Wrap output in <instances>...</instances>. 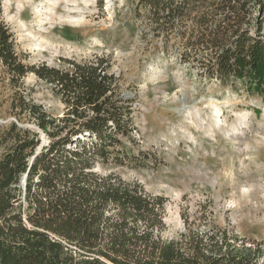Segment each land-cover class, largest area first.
<instances>
[{"label":"trees","instance_id":"obj_1","mask_svg":"<svg viewBox=\"0 0 264 264\" xmlns=\"http://www.w3.org/2000/svg\"><path fill=\"white\" fill-rule=\"evenodd\" d=\"M140 10L155 30L179 40L187 62L206 77L240 81L264 99V0H138ZM63 62L25 64L0 0V63L20 89L13 108L48 138L43 145L40 133L12 126L15 143L0 159V264H264V241L202 228L185 214V230L163 238L168 198L98 170L137 161L123 148V140H134L133 109L110 60ZM29 73L51 86L65 106L62 117L26 98Z\"/></svg>","mask_w":264,"mask_h":264},{"label":"rangeland","instance_id":"obj_2","mask_svg":"<svg viewBox=\"0 0 264 264\" xmlns=\"http://www.w3.org/2000/svg\"><path fill=\"white\" fill-rule=\"evenodd\" d=\"M137 5L2 0L4 22L25 64L63 68V59L110 60L119 92L133 109L134 140H123V148L137 161L98 170L115 171L168 198L164 239L185 230V214L202 228L213 224L247 241H264V99L240 81L232 86L206 77L187 62L179 40L155 30ZM22 83L28 100L63 116L65 106L50 85L34 73ZM19 90L0 63V159L15 143L13 124L18 133L38 132L48 143L29 116L13 108Z\"/></svg>","mask_w":264,"mask_h":264},{"label":"water","instance_id":"obj_3","mask_svg":"<svg viewBox=\"0 0 264 264\" xmlns=\"http://www.w3.org/2000/svg\"><path fill=\"white\" fill-rule=\"evenodd\" d=\"M19 127L21 128H26V126L22 125V124H19ZM38 153V152H37ZM26 182H27V175H25L24 179L22 180L21 182V185L22 186H25L26 185Z\"/></svg>","mask_w":264,"mask_h":264}]
</instances>
